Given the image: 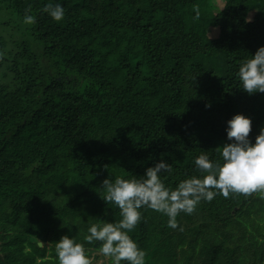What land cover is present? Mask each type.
Returning a JSON list of instances; mask_svg holds the SVG:
<instances>
[{
	"label": "trees",
	"instance_id": "16d2710c",
	"mask_svg": "<svg viewBox=\"0 0 264 264\" xmlns=\"http://www.w3.org/2000/svg\"><path fill=\"white\" fill-rule=\"evenodd\" d=\"M49 2L62 21L42 11ZM261 46L264 0H0V264H59L65 235L91 264H113L85 240L121 219L101 181L161 159L169 188L205 175L195 159H222L237 113L254 141L264 93L244 92L238 68ZM140 211L129 235L146 264H264V189L201 200L176 228Z\"/></svg>",
	"mask_w": 264,
	"mask_h": 264
},
{
	"label": "clouds",
	"instance_id": "9594fccd",
	"mask_svg": "<svg viewBox=\"0 0 264 264\" xmlns=\"http://www.w3.org/2000/svg\"><path fill=\"white\" fill-rule=\"evenodd\" d=\"M42 11L56 22L65 17V8L58 2L45 4ZM193 11L194 19H199V8L194 7ZM24 22L35 23L30 10H26ZM238 77L244 92L264 93V46L239 66ZM251 131V118L242 113L234 114L226 121L227 142L220 146L222 159L213 161L206 152H201L195 166L206 174L184 179L174 189L167 187L161 178L162 171H171V165L163 159L147 167L140 178L117 176L114 181L104 178L101 181L104 200L120 209L121 219L91 224L85 240L100 242V252L113 264H146V252L129 235L141 219V208L146 206L165 214L168 226L176 228L177 215L182 211L191 214L201 200L211 201L218 194L228 197L230 192L247 194L264 189V128L254 141L249 136ZM40 244L43 246L44 242ZM55 252L59 264H91L84 244L70 236L56 241Z\"/></svg>",
	"mask_w": 264,
	"mask_h": 264
},
{
	"label": "rangeland",
	"instance_id": "374dc122",
	"mask_svg": "<svg viewBox=\"0 0 264 264\" xmlns=\"http://www.w3.org/2000/svg\"><path fill=\"white\" fill-rule=\"evenodd\" d=\"M102 263H103V262L99 259V260H98V264H102Z\"/></svg>",
	"mask_w": 264,
	"mask_h": 264
},
{
	"label": "water",
	"instance_id": "95a60500",
	"mask_svg": "<svg viewBox=\"0 0 264 264\" xmlns=\"http://www.w3.org/2000/svg\"><path fill=\"white\" fill-rule=\"evenodd\" d=\"M39 246H41V244H39Z\"/></svg>",
	"mask_w": 264,
	"mask_h": 264
}]
</instances>
